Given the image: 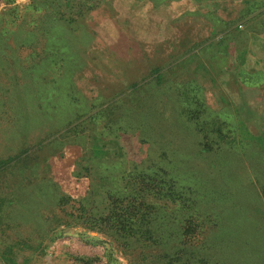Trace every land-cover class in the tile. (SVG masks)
<instances>
[{
	"label": "trees",
	"instance_id": "trees-1",
	"mask_svg": "<svg viewBox=\"0 0 264 264\" xmlns=\"http://www.w3.org/2000/svg\"><path fill=\"white\" fill-rule=\"evenodd\" d=\"M102 1L38 0L36 3L43 6L37 17L42 24L38 25L42 39L32 31L30 37L19 40L17 50L23 47L29 61L21 65L34 67L35 59L47 53L50 38L44 35L63 31L69 37L67 34L74 32L76 23L95 11ZM195 1L200 5V0ZM242 4L241 16L247 18L245 24L250 29L246 32L235 24L236 18L225 22L214 16L216 8L207 10L205 6L194 5V11L188 10L193 11L191 18L198 19L195 20L198 24L204 23V15L209 13L211 21L206 18L205 21L215 33L212 39L226 43L223 58L230 59L229 40L234 37L244 39L245 51L264 62V0H243ZM196 9H205L204 15L196 13ZM34 41L40 45L29 47ZM204 44L203 40L194 42L195 46ZM2 61L1 57V64ZM171 65L173 61L167 68ZM252 68L234 72L237 83L230 76L226 78L222 86L229 92L228 102L222 100L218 107L210 106L208 96L197 84L199 92H196L192 76L183 77L174 88L168 89L162 84L168 83L164 72L154 68L156 83L162 81L163 94L158 99H133L141 91V85L132 83L127 92H121L130 97L126 101L129 108L125 109L122 101L98 108L75 125L80 130L73 134V142L64 145L66 135L58 137L55 145L59 153L29 156L34 163L23 169L30 178L24 177L13 186L0 184V244L4 247L0 258L12 263L17 262V250L38 251L46 231L55 224H63L80 225L102 234L127 257V264H264V186L261 194L247 184L226 190L222 187L223 178H213L224 170L219 168L221 155L215 149L224 142L226 146L234 145L237 140L235 129L224 131L228 122L220 117L222 107L229 106L230 101L239 106L240 97L246 105V109H239L244 114L245 129L254 136L264 134V101L258 103L263 104L260 109L256 108L257 103L252 105V99L249 101L250 95H257L254 86L259 79L264 80V68L257 72ZM30 103L23 100L24 113L19 119L14 118L18 119V132L5 140L13 139L4 143L10 154L0 159V171L31 155L41 147L42 138L46 139L42 132L36 138L32 136L39 110L30 112ZM197 111L199 116L194 114ZM121 133L132 139L133 154L126 155L127 145L119 143ZM185 139L193 141L202 155L212 154L207 165L193 174L196 183L192 177L181 176L191 171L181 173L170 163L175 157L172 149ZM117 163L120 169L115 173ZM207 167L212 171L206 172ZM55 171L63 172V178L55 175ZM227 177L231 179V175ZM32 179L37 181L31 182ZM48 209L53 211L52 216L43 214ZM65 239L69 242L67 251L71 250L67 253L73 255L71 264H118L106 246L107 241L89 236Z\"/></svg>",
	"mask_w": 264,
	"mask_h": 264
},
{
	"label": "rangeland",
	"instance_id": "rangeland-1",
	"mask_svg": "<svg viewBox=\"0 0 264 264\" xmlns=\"http://www.w3.org/2000/svg\"><path fill=\"white\" fill-rule=\"evenodd\" d=\"M37 1L0 0V111L4 110V113L0 112V159L10 154V149L4 143L13 141L5 140L18 132L16 123L24 113L21 108L23 100L31 102L28 110L33 114L36 108L39 110L36 116L37 124L32 127V136L36 138V135L42 132V137L46 138H42V148L34 149L31 155L27 154L16 164L1 168L0 184L13 186L24 177L30 178L28 171L23 169L34 163V159L29 156H52L53 151L59 153L60 149L55 145L58 137L61 134L66 135L68 139L63 140L64 145L73 142V134L80 130V126L75 125L85 116L94 114L98 108L116 101L124 102L125 109L129 108L126 101H129L130 97L121 92H127L130 84L141 85V91L137 96H133V99H158L159 95L163 94L162 81L156 83L154 68L164 72L168 83L162 84L168 86V89L174 88L177 81L183 77L192 76L195 80L192 85L196 87V92H199V89L195 84L208 96L206 99L212 107H218L217 104L227 101L226 94L229 92L222 83L228 76L236 82L234 72L248 67L256 68V72L264 68V62L259 60L257 55L245 51L246 41L242 38L232 37L229 40L231 57L223 58L226 43L221 39H212L215 33L209 30L210 25L205 21V18L210 20L209 13L204 15L205 9H196V13H203L204 23L198 24L195 21L198 19L191 18L194 16V5L205 6L207 10L216 8L218 10L214 16L223 18L225 22H232L236 18L235 24L246 32L250 29L245 24L247 18L241 16V11L244 10L243 0H200V5L195 0H104L95 11L87 13L76 23L74 32L67 34L69 37H65L63 31L44 35L50 38L47 55L41 54L42 57L39 56V60L36 58L37 62H33L37 64L29 68L21 65L29 62L25 57L26 50L23 47L17 50V46L19 40L22 42L25 36L30 37L32 31V34L42 39V31L39 28L42 24L37 17L42 14L43 6L36 3ZM255 31H259V28L255 27ZM199 40H203L205 44L195 46L194 42ZM34 42L29 47L40 45ZM239 46L242 49L240 51ZM172 61L173 65L167 68ZM233 80L232 85L235 87ZM254 87L257 95H250L249 101L252 99V105L257 103L256 108L260 109L263 104L258 103L264 101V80L259 79ZM237 101L239 106L230 101L229 106L222 107L220 111L221 119L228 122L223 127L224 131L235 129L237 140L234 145L226 146L224 142L221 147L215 149L219 150L216 152L221 155L219 168L224 170L213 178H223L222 187L226 190L247 184L261 194L264 186V169L261 170L264 167V134L254 136L245 129L244 114H241L239 109H246V105L240 97ZM194 114L199 116L198 111ZM16 116L17 120L14 119ZM76 129L78 130L75 131ZM179 130L182 131L178 128ZM120 136L119 143L127 145L126 155L133 154V141L130 136L122 133ZM189 141L185 139L172 149L171 154L175 157L170 163L181 173L191 171V174L181 176L187 179L192 177L196 183L193 174H198L197 171L207 165L212 154L202 155L198 146ZM60 169L62 168L59 167ZM113 169L115 173L119 172V164ZM207 171L212 170L207 167ZM258 172L263 175L257 176ZM227 174L231 175V179ZM55 175L63 178L61 171H55ZM36 181L37 179L31 180ZM232 193L236 195V191ZM262 198L264 199V196ZM43 214L52 216L53 211L44 210ZM247 221L249 222L248 219ZM246 225L248 226V223ZM70 236L97 237L107 241L106 246L117 259V263H128L127 257L119 252L114 243H108V239L102 234L87 231L80 225L55 224L46 231L38 251L17 250V262L11 263L1 257L0 264H71L74 260L70 256L73 255L67 253L71 250L67 251L69 242L65 239ZM1 248L4 249L2 244L0 256L3 251Z\"/></svg>",
	"mask_w": 264,
	"mask_h": 264
}]
</instances>
